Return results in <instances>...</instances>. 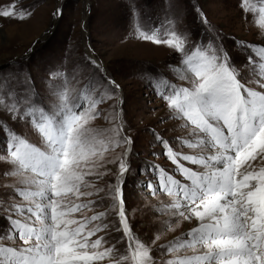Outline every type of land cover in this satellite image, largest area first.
<instances>
[{"label":"snow or ice","instance_id":"obj_1","mask_svg":"<svg viewBox=\"0 0 264 264\" xmlns=\"http://www.w3.org/2000/svg\"><path fill=\"white\" fill-rule=\"evenodd\" d=\"M31 8L10 3L0 18L24 22ZM238 8L258 16V42L221 31L199 0H161L155 21L132 3L125 39L171 50L183 82L141 77L163 130L131 123L91 44L71 80L47 44L0 67V176L12 178L0 264H264V0ZM64 15L56 6L50 23ZM137 214L152 217L147 234Z\"/></svg>","mask_w":264,"mask_h":264},{"label":"rangeland","instance_id":"obj_2","mask_svg":"<svg viewBox=\"0 0 264 264\" xmlns=\"http://www.w3.org/2000/svg\"><path fill=\"white\" fill-rule=\"evenodd\" d=\"M133 2L148 12L153 21L157 19L161 0H0V7L10 3H15L17 7L32 5L30 10L34 13L31 19L24 22L0 18V67L7 66L14 58H19L29 47L47 44L59 57L61 64L65 65L71 80L72 69L83 64L82 57L91 44L97 59L104 63L121 85L125 100L124 108L131 123L139 129L147 126L163 130L170 122L157 123L156 117L165 116L166 110L160 99L153 94L148 82L141 77L146 74L164 73L161 78L167 79L170 83L183 82L169 69V65L176 64L171 50L164 46L136 41L134 37L125 39L129 29V9ZM199 2L209 20L213 24L223 26L221 31L227 32L230 36L258 42L260 29L255 23L258 16L251 14L245 16L241 13L238 0ZM260 2L261 0H249V3L257 8ZM61 5L64 7V19L58 25L50 23L54 8ZM245 20L249 23H245ZM81 23H86L87 28H81ZM53 29L55 37L48 40L47 37L52 35ZM196 30L193 26V31ZM37 40L40 41L39 44L36 43ZM30 68L36 76L37 88L44 87L40 80L41 69L35 65H30ZM97 123L99 126L104 125L103 121ZM141 135L146 136L144 133ZM166 135L170 136L173 133L167 132ZM3 140L4 136L0 134V145L3 144ZM140 143H143V140ZM146 151L151 149L148 148ZM144 155L145 150H142L141 157ZM6 167V163L0 161V172ZM11 180L12 178L0 176V185L11 183ZM128 190L135 191L131 182ZM137 196L143 198V194L139 192L130 194L133 207L136 206ZM151 219V216L137 214L136 220L141 221L137 225L138 229L143 228L147 234L148 228L145 225ZM3 226L4 222L0 220V228Z\"/></svg>","mask_w":264,"mask_h":264}]
</instances>
